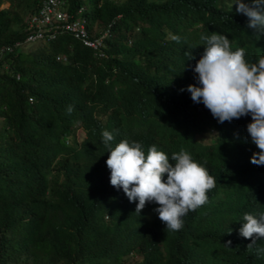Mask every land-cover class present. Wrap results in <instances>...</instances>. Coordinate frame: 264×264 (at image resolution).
<instances>
[{
    "label": "clouds",
    "instance_id": "1",
    "mask_svg": "<svg viewBox=\"0 0 264 264\" xmlns=\"http://www.w3.org/2000/svg\"><path fill=\"white\" fill-rule=\"evenodd\" d=\"M2 2L8 6L0 5V10L21 17L23 35L0 43V75L6 71L20 77L11 66L13 55L30 56L38 44L62 35L90 48L99 61L115 55L110 52V40L119 30L112 24L121 13L106 26L97 20L90 25V0ZM177 2L189 6L188 22L180 37L171 32L168 41L158 42L166 58L164 84L153 91L142 80L133 88L108 80L98 93L112 86L114 94L81 96L86 109L83 120L74 122L48 151V166L40 178L51 203L49 215L58 218L56 226L81 234L90 222L87 201L97 203L89 196L103 184L112 191L111 203L98 208V217L110 218V206L121 198L135 213H141V233L146 229L144 223L155 217L164 231L178 233L188 228L213 240V212L225 207L226 189L233 180L248 185L259 206L243 211L233 221L230 234L248 249L256 247L260 255L264 253V194L252 182L240 180L234 156L238 151L241 163L264 173V0L229 1L242 24L235 30L220 27L227 18L218 8H201V0ZM96 3L100 7L103 0ZM141 24L126 32L122 51L124 47L127 51L117 54L126 66L140 57L131 45L141 33ZM143 24L148 27L150 21ZM67 46L70 51L56 55L63 63L73 59V46ZM177 65L183 66L180 74L175 72ZM91 66L90 61L89 69ZM134 68L138 74L142 72ZM87 85L88 80L83 81V89ZM72 110L69 105L68 113ZM237 172L239 176L234 178ZM215 188L224 197L217 208L207 211ZM196 210L198 214L187 223L186 217ZM21 215L25 222L30 216ZM215 243L218 249V241Z\"/></svg>",
    "mask_w": 264,
    "mask_h": 264
},
{
    "label": "trees",
    "instance_id": "2",
    "mask_svg": "<svg viewBox=\"0 0 264 264\" xmlns=\"http://www.w3.org/2000/svg\"><path fill=\"white\" fill-rule=\"evenodd\" d=\"M177 1L103 0L98 7L96 0H90V25L97 20L106 26L121 13L112 24L113 29L119 30L117 37L110 40V52L115 55L104 61L96 59L90 48L81 46L70 35L38 44L30 56L22 52L13 55L11 66L20 77L6 71L0 75V264H264V253L257 255L256 247L248 249L230 234L233 221L243 211L259 206L251 188L233 180L226 189L225 207L213 212V240L188 228L178 233L164 231L155 217L144 223L146 229L141 233V213H135L133 206L121 198L110 206V218L98 217V208L111 203L112 191L103 184L96 186L89 196L97 203L87 201L90 222L81 234L56 226L58 218L49 215L51 203L44 195L43 178L40 179L48 166V151L74 122L83 120L86 109L81 96L114 94L112 86L98 93L105 81L116 80L122 87L133 88L142 80L153 91L156 85L165 83L166 58L158 42L168 41L171 32L181 36L190 9L186 3L179 6ZM229 1L201 0L198 5L224 12L227 19L221 21L222 29L242 28L240 17ZM21 20L14 11L11 16L6 9L0 10L1 44L23 35L19 31ZM148 21L150 25L146 27L143 23ZM138 23H142L141 33L131 50L140 57L126 66L117 54L127 51L125 47L122 51L126 32ZM68 43L73 46V59L63 63L56 55L70 51ZM134 67L142 72L138 74ZM182 69V65H177L175 72L180 74ZM86 73L90 74V80ZM85 80L87 89L82 87ZM69 105L73 106L70 114ZM234 157L237 170H241L240 180L252 182L264 194V173L241 163L238 151ZM238 176L237 172L234 178ZM223 197L219 188L213 189L207 211L217 208ZM22 212L30 215L26 222ZM198 212L190 213L187 223Z\"/></svg>",
    "mask_w": 264,
    "mask_h": 264
},
{
    "label": "rangeland",
    "instance_id": "3",
    "mask_svg": "<svg viewBox=\"0 0 264 264\" xmlns=\"http://www.w3.org/2000/svg\"><path fill=\"white\" fill-rule=\"evenodd\" d=\"M29 1H30V0H24V4L28 3ZM0 5H1V6H8V2H2ZM19 7H22V6L20 5ZM19 11H20L21 13H23V11H22L21 8H19ZM25 46H27V48L30 49V48H32L33 44H32V43H27ZM208 139H209V135L207 134V135L205 136V140H208ZM130 262H132V261H130Z\"/></svg>",
    "mask_w": 264,
    "mask_h": 264
}]
</instances>
